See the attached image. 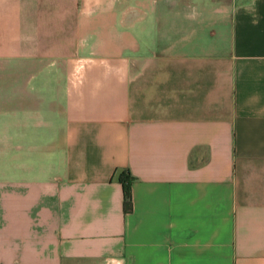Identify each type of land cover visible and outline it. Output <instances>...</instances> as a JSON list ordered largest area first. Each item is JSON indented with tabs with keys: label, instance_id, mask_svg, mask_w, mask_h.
<instances>
[{
	"label": "crops",
	"instance_id": "crops-1",
	"mask_svg": "<svg viewBox=\"0 0 264 264\" xmlns=\"http://www.w3.org/2000/svg\"><path fill=\"white\" fill-rule=\"evenodd\" d=\"M112 261L264 264V0H0V264Z\"/></svg>",
	"mask_w": 264,
	"mask_h": 264
},
{
	"label": "trees",
	"instance_id": "trees-1",
	"mask_svg": "<svg viewBox=\"0 0 264 264\" xmlns=\"http://www.w3.org/2000/svg\"><path fill=\"white\" fill-rule=\"evenodd\" d=\"M133 177L130 175L128 170L121 171L118 176L117 180L122 184L123 188V196H124V211L130 212L132 208V201H131V181Z\"/></svg>",
	"mask_w": 264,
	"mask_h": 264
},
{
	"label": "built area",
	"instance_id": "built-area-1",
	"mask_svg": "<svg viewBox=\"0 0 264 264\" xmlns=\"http://www.w3.org/2000/svg\"><path fill=\"white\" fill-rule=\"evenodd\" d=\"M112 264H120L118 261H112Z\"/></svg>",
	"mask_w": 264,
	"mask_h": 264
}]
</instances>
